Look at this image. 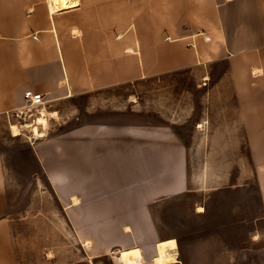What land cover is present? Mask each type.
I'll return each instance as SVG.
<instances>
[{"label": "crops", "instance_id": "1", "mask_svg": "<svg viewBox=\"0 0 264 264\" xmlns=\"http://www.w3.org/2000/svg\"><path fill=\"white\" fill-rule=\"evenodd\" d=\"M79 1L76 9L51 15L44 0H0V128L6 121L4 114L24 106L28 90L43 94L47 106H58L63 101L128 84L132 79L193 68L225 57L264 205V0H186L187 8L193 11L191 24L209 27L199 32L198 38L188 40L192 42L190 48L172 34H148V0ZM153 1L168 4L172 0L150 3ZM223 27H254V39H249L254 42V50L233 55L241 49L228 43L247 40L242 34L230 38L218 32ZM148 40L161 46L149 45ZM211 41L224 46L212 52L208 46ZM51 113L58 116L59 111ZM127 125H82L33 145L8 150L0 142V264H19L12 240V218L28 186L32 166H38L44 176L37 180V187L42 184L54 188L50 174L52 170L58 174L59 203L66 206L76 195L81 204H92L86 217L79 213L85 207L76 206L78 224L85 223L79 233L90 234L92 242H97L99 234H117L118 230L130 234L125 244L120 245V238L112 241L111 249L119 248L118 253L127 258H114L115 264H153L155 256L174 257L169 264H179L177 254L168 253L176 250L160 242L172 238L163 237L146 204L174 196L173 192L155 191L175 186L176 180L180 179L185 191L188 189L190 148L170 128ZM20 171L23 178H18ZM68 171L74 172L73 179H67ZM133 183L150 188L149 194L143 191V198L138 200L144 203L139 212L142 228L126 223L128 195L114 194L115 187Z\"/></svg>", "mask_w": 264, "mask_h": 264}, {"label": "rangeland", "instance_id": "2", "mask_svg": "<svg viewBox=\"0 0 264 264\" xmlns=\"http://www.w3.org/2000/svg\"><path fill=\"white\" fill-rule=\"evenodd\" d=\"M169 3L158 5L148 0L146 30L149 35L172 34L176 41L189 47L192 42L188 40L198 38L209 27L191 24L193 11L187 8L186 0ZM206 13L212 16L211 12ZM218 29L230 38L235 33L246 38L247 41L228 43L234 49H241L232 52L233 55L254 50V42L249 41L254 39V27ZM132 36H135L134 28ZM148 44L161 46L160 42L149 40ZM221 45L215 41L208 43L212 52H219ZM229 70V60L223 57L193 68L132 79L128 84L71 102L63 101L58 106L49 104V108L48 102L45 111L58 110L59 114L49 118V128L42 139L34 136V129L43 131L38 125L24 129L23 126L33 124L31 120H9L6 113L0 142L4 150L21 148L94 123L170 128L190 148L189 185L182 194L146 204L163 237L172 238L160 242L177 251L168 253L177 254L179 264H264V205ZM33 112L36 118L38 114ZM12 125L19 128V137L12 136ZM23 174L20 171L18 178H23ZM52 175L58 177L53 170ZM73 178L74 172L68 171L67 179ZM38 179L44 176L38 166H32L28 186L15 205V218H12V240L19 264H115L114 258L123 257L118 253L119 248L111 249L112 241L120 238V245L125 244L123 241L130 234H123L122 230L117 234H99L97 242H92L91 251H87L83 241L92 240V236L78 232L85 223L78 224L77 207L72 202L66 206L59 203L57 190L41 183L37 187ZM165 188H157L155 192ZM114 190L115 195H128L126 223L142 228L139 212L144 203L138 200L143 198V191L149 194L150 188L133 183ZM91 205L80 202L79 208L83 206L85 211L79 213L88 216ZM199 209L203 212L199 213ZM108 249L111 251L104 255ZM151 259L152 256L149 262Z\"/></svg>", "mask_w": 264, "mask_h": 264}, {"label": "bare ground", "instance_id": "3", "mask_svg": "<svg viewBox=\"0 0 264 264\" xmlns=\"http://www.w3.org/2000/svg\"><path fill=\"white\" fill-rule=\"evenodd\" d=\"M45 3L48 5V9L51 15L59 13V12H63V11H68V10H72V9H76L77 7L80 6V1L79 0H44ZM57 114L56 113H47L45 110H40L38 113V116L35 118V121L33 124L30 125H25L22 128L24 129H33L36 125L39 126V128H41L43 131H38L34 129V136L36 139H42L46 136V130L47 128H49L48 124H49V118H56ZM37 119V120H36ZM128 126V125H127ZM11 133L13 137H19L21 135V132L19 130V128H17L16 126L12 125L10 127ZM50 178H51V184L52 186H54L55 189L58 190V178L51 175L50 174ZM179 180H176V185L172 186V187H166L165 189L162 190V192L160 193H170L173 192L175 195L176 194H180L185 190L184 185L181 186V183H179ZM59 192V191H58ZM178 192V193H176ZM173 195V194H172ZM72 203L75 206H78L80 204V199L76 196V195H72L71 197ZM203 209H199V213H202ZM153 246H154V254H155V243L153 242ZM131 245H129L130 247ZM83 247L87 250V251H91L92 249V240H85L83 241ZM177 252V251H176ZM153 256V255H152ZM121 260L127 261V258H120ZM175 258L174 257H166V256H155L153 258V264H169L171 262H174Z\"/></svg>", "mask_w": 264, "mask_h": 264}, {"label": "built area", "instance_id": "4", "mask_svg": "<svg viewBox=\"0 0 264 264\" xmlns=\"http://www.w3.org/2000/svg\"><path fill=\"white\" fill-rule=\"evenodd\" d=\"M24 101L25 103L23 107L18 108L11 113H7V119L13 121L31 120V122L34 123L35 114L33 110L38 114L40 110L45 108V104L48 103L43 94L35 93L31 90L24 93Z\"/></svg>", "mask_w": 264, "mask_h": 264}]
</instances>
